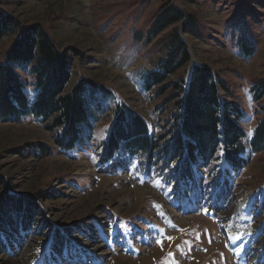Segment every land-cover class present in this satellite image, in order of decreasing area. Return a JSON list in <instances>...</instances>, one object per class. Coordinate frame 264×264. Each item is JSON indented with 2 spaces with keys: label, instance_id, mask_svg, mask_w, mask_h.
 <instances>
[{
  "label": "rangeland",
  "instance_id": "374dc122",
  "mask_svg": "<svg viewBox=\"0 0 264 264\" xmlns=\"http://www.w3.org/2000/svg\"><path fill=\"white\" fill-rule=\"evenodd\" d=\"M169 1L197 18L196 33L180 22L148 40ZM0 8L22 25L40 24L69 52L67 91L81 77L104 88L93 96L82 141L70 150L56 146L54 133L32 114L0 117V171L16 192L38 193L52 222L48 231L8 241L0 264H264V150L251 145L264 117V99L252 92L264 77V0H0ZM244 28L255 45L249 56L238 45ZM173 32L191 58L169 81L184 84L194 64H204L242 112L247 161L238 170L215 161L193 181L176 182L159 166L140 165L124 146L101 158L117 106L141 114L156 135L168 128L172 89L160 95L142 79L166 56ZM16 35L0 40V61ZM21 73L32 97L33 78ZM55 233L66 234L65 244L51 249Z\"/></svg>",
  "mask_w": 264,
  "mask_h": 264
},
{
  "label": "trees",
  "instance_id": "16d2710c",
  "mask_svg": "<svg viewBox=\"0 0 264 264\" xmlns=\"http://www.w3.org/2000/svg\"><path fill=\"white\" fill-rule=\"evenodd\" d=\"M180 22L186 32L196 33L195 16L185 14L170 1L164 3L151 24L148 40ZM16 31L15 39L0 61V117L17 119L32 114L54 133L56 146L73 149L82 141V133L94 116V94L102 93L104 88L81 77L67 91L73 70L69 52L60 49L40 24L22 25L0 8V40ZM238 45L247 56L253 54L255 45L247 28L242 30ZM190 58L188 44L173 32L166 56L142 79L148 91L156 89L161 95L172 89L169 100L174 102V111L168 128L156 135L141 114L127 105L117 106L107 138L101 144L103 162L124 146L140 165L159 166L160 175L168 172L176 182L193 181L201 166L212 163L222 161L236 170L246 164L242 112L225 99L226 84L208 66L198 63L184 84L169 81ZM21 72L33 78L32 97ZM252 92L255 100L264 99V77L253 86ZM251 145L254 150H264V117L254 131ZM50 229L52 222L42 208L41 196L35 192H16L0 171V248L7 247L8 241L20 240L18 234L25 236L32 231ZM64 239L66 234L52 235L51 249L64 246Z\"/></svg>",
  "mask_w": 264,
  "mask_h": 264
},
{
  "label": "snow or ice",
  "instance_id": "6c2138e0",
  "mask_svg": "<svg viewBox=\"0 0 264 264\" xmlns=\"http://www.w3.org/2000/svg\"><path fill=\"white\" fill-rule=\"evenodd\" d=\"M245 91L247 92V89H245ZM204 211H205V213H207L208 212V209H204ZM124 227H126L125 225H121V228H124ZM168 241H172V239H173V237H171V236H167V237H165ZM197 239H199V237H197ZM156 243L158 244V245H160L161 247H163V240L162 239H158V240H156ZM187 243V242H186ZM169 256L171 257V256H174V254L173 253H169Z\"/></svg>",
  "mask_w": 264,
  "mask_h": 264
},
{
  "label": "bare ground",
  "instance_id": "6f19581e",
  "mask_svg": "<svg viewBox=\"0 0 264 264\" xmlns=\"http://www.w3.org/2000/svg\"><path fill=\"white\" fill-rule=\"evenodd\" d=\"M115 164H116V162H115Z\"/></svg>",
  "mask_w": 264,
  "mask_h": 264
}]
</instances>
